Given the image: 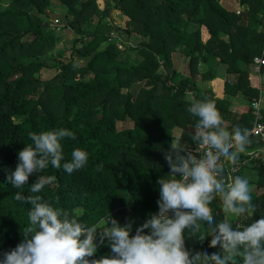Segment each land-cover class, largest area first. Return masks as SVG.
I'll return each mask as SVG.
<instances>
[{"label":"trees","instance_id":"obj_1","mask_svg":"<svg viewBox=\"0 0 264 264\" xmlns=\"http://www.w3.org/2000/svg\"><path fill=\"white\" fill-rule=\"evenodd\" d=\"M234 1L240 9L224 0H0V259L24 239L22 229L29 223L31 206L16 201L17 192L40 195L89 226L109 213L121 225L131 220L135 235L158 208V180L171 175L164 153L173 137L194 142L199 118L187 111V93L191 99L212 100L229 131L236 125L249 130L250 102L264 88L263 79L253 85L249 74L264 76V0ZM52 2L65 8L57 21L61 30L76 37L69 54L57 51V62L50 64L47 52L65 35L50 26ZM113 10L125 26L110 21ZM202 26L209 33L206 41ZM122 33L126 41L119 38ZM255 56L263 59L259 73L253 69ZM220 64L235 74L234 80L217 77ZM53 66L59 69L54 76L38 75ZM199 81L209 85L201 87ZM237 94L248 109L232 115L229 107ZM60 128L76 134L75 140L61 141V163L80 148L88 153L85 167L68 174L62 166L49 165L15 188L8 177L19 163V151L32 143L29 133ZM250 172L255 173L250 185L255 184L256 220L264 215V165L244 168L239 176ZM40 174L53 182L33 194L30 187ZM210 207L221 222L220 199ZM230 220L241 226L251 222ZM188 235L186 230L185 245L193 252L221 251L209 246L211 236L200 241ZM111 255L106 239L90 259Z\"/></svg>","mask_w":264,"mask_h":264},{"label":"clouds","instance_id":"obj_2","mask_svg":"<svg viewBox=\"0 0 264 264\" xmlns=\"http://www.w3.org/2000/svg\"><path fill=\"white\" fill-rule=\"evenodd\" d=\"M187 111L199 118L191 136L197 147L193 151L173 137L170 151L164 153L171 175L157 182L159 211L136 227L135 235H131V220L121 225L109 213L89 226L67 210L42 201L40 195L17 192L14 199L31 206L29 223L22 229L24 239L3 254L0 264H264V215L252 220L258 206L253 203L250 178L233 176L228 170L246 153L251 142L248 130L236 125L229 131L209 99L190 98ZM64 138L75 140L76 134L67 128L30 132L32 143L19 151V163L8 177L11 184L22 188L30 175L42 173L49 165L62 166L68 174L85 167L88 153L80 148L72 151L70 161L61 163ZM52 182V177L40 174L30 192L39 193ZM217 197L225 214L219 223L210 207ZM229 216L247 217L251 222L236 225ZM205 224L207 230L202 231ZM186 230L188 237L200 241L211 236L209 246H219L221 251L193 252L185 245ZM106 239L112 255L90 259Z\"/></svg>","mask_w":264,"mask_h":264},{"label":"rangeland","instance_id":"obj_3","mask_svg":"<svg viewBox=\"0 0 264 264\" xmlns=\"http://www.w3.org/2000/svg\"><path fill=\"white\" fill-rule=\"evenodd\" d=\"M220 1H222V0H220ZM224 3L225 4H231V5H233V7L240 9L239 5L234 0H224ZM64 11H65V8L60 7L59 5H57L54 2H52V4H50L47 8V18H49V20H51L50 26L56 25L55 27L57 29V32H59L58 34H62V32H64L63 34H65L64 36H62L60 38L57 45L55 47L51 48L50 51L47 52V56L51 55V57L48 60V62L50 64H52L53 62H57V59H58L57 51H64V53L66 55L69 54L71 44H72V40H74L76 37V34H74L73 31H71V30H61V28H60L61 25L59 23H57L58 20L63 19ZM110 18H111L110 21L112 23L125 26L126 20H124V18L121 17L117 11L113 10L110 14ZM60 30H61V32H60ZM201 36H203V35H201ZM31 38H32V36H28V35L24 36L25 40L26 39L29 40ZM119 38L126 41V39H124V38H126V36L123 33H122V35H120ZM40 58H41V56H40ZM58 70L59 69L55 66L48 67V68H42L40 70V72L38 73V75H40V77H42V78H50V77L54 76V74H56L58 72ZM187 96H188V98H190L191 94L187 93ZM260 97H261V108H262V110H264V88H262ZM248 177L251 180H254L255 179V173L254 172L248 173ZM250 186H251L252 190L255 189L254 188L255 184H252ZM255 191H257V190H255ZM229 219H233V217L229 216Z\"/></svg>","mask_w":264,"mask_h":264},{"label":"built area","instance_id":"obj_4","mask_svg":"<svg viewBox=\"0 0 264 264\" xmlns=\"http://www.w3.org/2000/svg\"><path fill=\"white\" fill-rule=\"evenodd\" d=\"M254 72L259 73L263 59L261 56L254 57ZM258 105L254 107L253 105ZM251 113L253 115V123L249 128L250 144L247 146L246 153L241 154L240 159L236 165H228V170L233 176H237L241 173L242 169H249L251 167H257L258 165H264V122L262 121V108L260 105V96L252 98L250 102ZM193 151L197 147L193 142L189 145ZM199 155V153H197ZM159 208L156 209L154 214L158 213Z\"/></svg>","mask_w":264,"mask_h":264},{"label":"crops","instance_id":"obj_5","mask_svg":"<svg viewBox=\"0 0 264 264\" xmlns=\"http://www.w3.org/2000/svg\"><path fill=\"white\" fill-rule=\"evenodd\" d=\"M201 35H203V36H201V38H202L203 41H206L208 39V37H209V33H208L207 28L205 26H202L201 27ZM226 67L227 66L225 64H220L217 67V69H216V75H217V77H219L221 79H224V80H227V79L228 80L229 79L230 80L231 79L234 80L235 79V74L230 75L229 73H227ZM249 74H250L251 82H252L253 85L258 86V85H260L262 83L261 82L262 81L261 79L264 80V76L263 77H259V76L255 75L253 73V71H250ZM199 85L201 87H205V86L207 87L209 85V82L208 81H206V82L199 81ZM187 98H188V96H187ZM190 98H192V95H191ZM260 105H261V97H260ZM229 108H230V110L232 112V115H234V114L239 115V114L245 112L248 109V104L245 101V99L241 96V94H237L235 97L232 98V103H231V105H230ZM250 109H251V107H250ZM235 118L236 117H234L233 119H235ZM224 124L227 127V129H228L229 123L228 122H224Z\"/></svg>","mask_w":264,"mask_h":264}]
</instances>
